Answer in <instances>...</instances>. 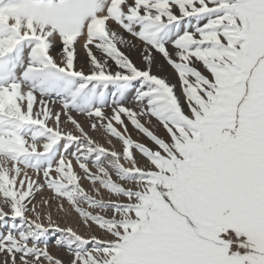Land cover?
I'll list each match as a JSON object with an SVG mask.
<instances>
[{
	"label": "snow or ice",
	"instance_id": "snow-or-ice-1",
	"mask_svg": "<svg viewBox=\"0 0 264 264\" xmlns=\"http://www.w3.org/2000/svg\"><path fill=\"white\" fill-rule=\"evenodd\" d=\"M0 264H264V0H0Z\"/></svg>",
	"mask_w": 264,
	"mask_h": 264
},
{
	"label": "bare ground",
	"instance_id": "bare-ground-1",
	"mask_svg": "<svg viewBox=\"0 0 264 264\" xmlns=\"http://www.w3.org/2000/svg\"><path fill=\"white\" fill-rule=\"evenodd\" d=\"M72 223H73V226L75 227L76 225H75V220H74V218H73V220L71 221ZM81 232H83L84 230H83V228H80L79 229ZM54 253H56V249L53 247L52 249H51ZM57 254H60V255H63V253H57Z\"/></svg>",
	"mask_w": 264,
	"mask_h": 264
},
{
	"label": "rangeland",
	"instance_id": "rangeland-1",
	"mask_svg": "<svg viewBox=\"0 0 264 264\" xmlns=\"http://www.w3.org/2000/svg\"><path fill=\"white\" fill-rule=\"evenodd\" d=\"M83 52H81V56L83 57ZM135 59V56L133 57ZM158 131L163 134V130L162 129H158ZM44 195H48V193H44ZM37 199H39V196L37 197Z\"/></svg>",
	"mask_w": 264,
	"mask_h": 264
}]
</instances>
